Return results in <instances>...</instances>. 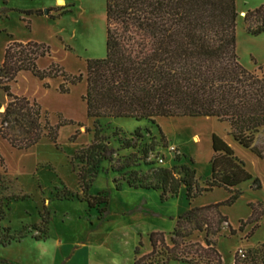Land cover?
Listing matches in <instances>:
<instances>
[{"label": "rangeland", "instance_id": "1", "mask_svg": "<svg viewBox=\"0 0 264 264\" xmlns=\"http://www.w3.org/2000/svg\"><path fill=\"white\" fill-rule=\"evenodd\" d=\"M263 5L264 0H235L236 54L249 71L264 72L259 69L264 67V33L249 34L243 15ZM26 10H39V14H26ZM12 41H34L49 47L48 53L36 60L39 69L55 62L68 73H84L86 60L105 55V0H65L64 5L55 0H0V60ZM60 82V77L39 80L23 71L10 84L12 93L35 99L51 123L61 118L74 123L60 127L56 144L41 138L25 150L0 137V197L8 200L9 207L0 225L8 226L10 233L24 235L18 242L0 246V258L14 264H133L136 256L150 251L151 233L167 236L177 217L191 206L222 201L229 193L214 188L189 202L182 186L176 196L161 201L159 191L130 188L125 177L130 171L145 174L156 166H176L177 171L184 164L203 182L210 175L212 134L231 146L261 184L260 189H253L250 180L242 182L236 187L241 191L238 199L232 205L219 206L228 223L214 238L222 264H233L239 250L264 244V210L260 211L264 209V158L235 143L227 123L213 117L187 116L156 117L152 122L126 117L95 120L86 116L84 79L65 94L57 90ZM7 101L0 89V112ZM94 125L115 149L97 169L77 157L91 142ZM137 127L141 136L135 146L123 148L120 140L130 138ZM149 145L153 147L144 156L143 149ZM79 171L90 184L86 193L78 182ZM115 179L121 184L119 190ZM14 196L17 199H11ZM103 198L107 203L87 204L88 199ZM253 208L258 211L256 217ZM44 216L45 225L41 222ZM39 228L45 229V238L36 240ZM191 239L203 242V235Z\"/></svg>", "mask_w": 264, "mask_h": 264}, {"label": "trees", "instance_id": "2", "mask_svg": "<svg viewBox=\"0 0 264 264\" xmlns=\"http://www.w3.org/2000/svg\"><path fill=\"white\" fill-rule=\"evenodd\" d=\"M24 12L39 14V10ZM237 16L235 0H105V55L86 60L84 73L77 74L66 72L55 62L39 69L36 60L48 53V46L34 41L10 42L0 60V89L8 97L0 112V137L12 147L25 150L41 138L56 144L60 127L74 123L61 118L53 124L35 99L11 92V82L28 71L39 80L60 77L57 90L62 94L84 79L82 100L89 118L126 117L152 122L156 117H213L228 124V134L235 143L264 158V72L246 70L238 60ZM243 19L249 34L264 33V5L245 12ZM43 84L48 87L47 82ZM140 131V127L135 128L130 138L120 140L121 146L134 147ZM152 147L143 149L144 156ZM211 150L210 175L203 182L184 164L177 171L176 166H156L145 174L130 171L125 177L130 188L159 191L161 201L176 196L182 186L189 202L214 188L229 193L222 201L191 206L177 217L167 236L151 233L150 251L136 256L133 264H222L214 238L228 223L219 206L232 205L238 199L241 191L236 187L242 182L250 180L253 189H260L261 184L216 134L211 135ZM114 152L94 125L91 142L77 157L97 169ZM114 181L119 190L121 184ZM78 182L86 193L90 184L81 171ZM101 201L107 203L103 198L88 199L87 204L92 207ZM8 209V200L0 197V222ZM257 212L253 208L255 217ZM41 222L45 225L47 216ZM38 231L35 239L45 238V229ZM199 234L203 242L191 239ZM23 236L0 225L2 247ZM0 264L14 263L0 258ZM233 264H264V244L235 256Z\"/></svg>", "mask_w": 264, "mask_h": 264}, {"label": "bare ground", "instance_id": "3", "mask_svg": "<svg viewBox=\"0 0 264 264\" xmlns=\"http://www.w3.org/2000/svg\"><path fill=\"white\" fill-rule=\"evenodd\" d=\"M57 5H64L65 4V0H55ZM242 12H240L241 14ZM198 137V136H197ZM199 139V138H198ZM194 140H197V138L195 137Z\"/></svg>", "mask_w": 264, "mask_h": 264}, {"label": "built area", "instance_id": "4", "mask_svg": "<svg viewBox=\"0 0 264 264\" xmlns=\"http://www.w3.org/2000/svg\"><path fill=\"white\" fill-rule=\"evenodd\" d=\"M239 252L242 253L241 250H239Z\"/></svg>", "mask_w": 264, "mask_h": 264}]
</instances>
